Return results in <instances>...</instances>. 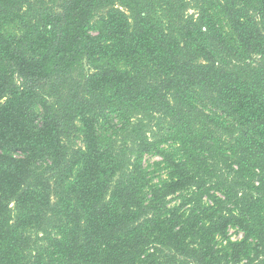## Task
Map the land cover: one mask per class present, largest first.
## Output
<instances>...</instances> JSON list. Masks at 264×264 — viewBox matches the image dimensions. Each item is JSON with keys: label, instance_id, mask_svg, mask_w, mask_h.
I'll return each mask as SVG.
<instances>
[{"label": "trees", "instance_id": "16d2710c", "mask_svg": "<svg viewBox=\"0 0 264 264\" xmlns=\"http://www.w3.org/2000/svg\"><path fill=\"white\" fill-rule=\"evenodd\" d=\"M0 264H264V0H0Z\"/></svg>", "mask_w": 264, "mask_h": 264}, {"label": "rangeland", "instance_id": "374dc122", "mask_svg": "<svg viewBox=\"0 0 264 264\" xmlns=\"http://www.w3.org/2000/svg\"><path fill=\"white\" fill-rule=\"evenodd\" d=\"M190 12H192V11H190ZM157 159H159V157H157V156H152V155H150V154H147V155H145V157H144V159H143V164H144V165H148V169H149V170H152V169H153V167H152V163H153L155 160H157ZM154 181H157V177H155ZM231 233H232L231 235H232V238H233V239L236 238V237H238V235H237V233H236L235 231L231 230Z\"/></svg>", "mask_w": 264, "mask_h": 264}]
</instances>
